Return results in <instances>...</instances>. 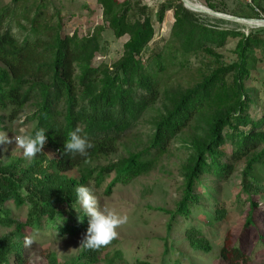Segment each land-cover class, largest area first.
<instances>
[{"label":"trees","instance_id":"1","mask_svg":"<svg viewBox=\"0 0 264 264\" xmlns=\"http://www.w3.org/2000/svg\"><path fill=\"white\" fill-rule=\"evenodd\" d=\"M23 1L27 0H13L12 7L0 9V133L28 111L26 122L32 124L29 134L44 130L43 147L53 156L30 163L20 158L0 161V224L10 228L0 235V264H22L28 249L23 238L43 229L61 237L85 232L88 217L77 221L75 210L83 213L76 203L75 188L84 185L93 191L113 172L115 176L104 192L109 194L115 184H126L148 173L173 138L193 123L205 136L192 144L194 157L185 168L183 196L170 212L167 231L182 218L186 226L182 241L195 250L210 251L206 232L195 221L193 224L191 217L206 211L202 202L207 201L212 221L218 225L228 209L207 191L209 187L204 186L207 198L196 187L202 184L201 176L222 181L243 164L240 192L246 196L241 204L248 205L245 225L254 228L262 241L264 233L255 220L264 202V115L252 117L253 98L247 93L250 86H246L254 80L252 70L259 68L262 57L258 52L264 55V37L252 30L246 33L239 23L225 19L213 17L210 24L181 0L162 2L155 16V9L143 0H95L115 36H126L128 41L116 62L93 65L95 41L90 35L63 34L60 11L57 21L49 12L51 0L22 5ZM261 1L253 0L256 8ZM167 11H172L173 23L168 41L160 45L155 40L154 17L161 23ZM259 15L250 8V13L241 17ZM224 23L235 26L218 25ZM12 24L26 33L20 38ZM232 40L236 42L233 62L218 66L189 88L161 91L168 73L167 54H210ZM162 98L165 111L153 123L147 148L108 165H96L100 158L117 151L119 141ZM76 127L92 144L84 157L63 153V143ZM242 128L248 131H240ZM224 146L229 147L228 153L219 151ZM11 206L26 209L24 221L13 214ZM115 242L113 239L98 249L82 245L76 257L62 262L50 257L49 264H96L101 252ZM165 245L164 258L170 252L167 242ZM219 253L228 264H248L251 258L244 249L231 245L227 236ZM182 254L165 259L166 264H184ZM121 255L113 250L106 262L117 264ZM133 264L150 263L137 260Z\"/></svg>","mask_w":264,"mask_h":264},{"label":"rangeland","instance_id":"2","mask_svg":"<svg viewBox=\"0 0 264 264\" xmlns=\"http://www.w3.org/2000/svg\"><path fill=\"white\" fill-rule=\"evenodd\" d=\"M32 1H23L22 5L31 4ZM164 1L166 0H143L155 9L154 16L158 6ZM189 1L194 5L200 6L201 4L208 8H210L208 4H211L223 10V12H218L239 17L242 14H249L250 8H253L246 0ZM12 5L13 0H0V9L1 7H12ZM48 9L51 16L54 15V19L52 18L54 21L58 20L57 11H60L63 34L76 33L78 37L90 35L94 39L95 48L91 57L93 65L102 62L111 64L123 55L128 38L115 36L101 16V8L95 0H51ZM257 10L260 13L258 19L263 20L255 22L257 25L259 24L258 26L237 23L240 24V29L246 33L252 30L264 37V0L261 1L260 5H257ZM195 12L201 19L210 24L213 23V16L203 12ZM16 16L20 17V14H16ZM21 21L24 23L23 20ZM172 23V11H167L164 14L161 23H158L154 17L155 40L160 45H165L168 41ZM218 25L230 28L235 26L228 23ZM13 27H15L14 33L20 38L26 33V30H22L21 27L16 25ZM235 44L236 42L232 40L223 48L214 49L210 54L205 52L186 56L173 52L167 54L165 64L168 73L164 74L166 82L161 87V91L168 90L170 93H174L180 89L189 88L201 81L218 66L233 62L236 59ZM258 56L262 57L259 61V68L252 70L254 80L246 86H250L247 93H250L253 98L250 113L254 118H260L264 115V55L258 52ZM165 107L164 98L151 105L142 115L137 126L119 141L117 151L107 157L100 158L96 165H108L127 157L129 153L141 152L147 148L153 123L164 113ZM27 113L28 111H25L20 114V119L8 123L7 129L0 133V135H6L9 140H12L11 143L0 144V161L20 158L30 163L33 159H49L53 156L49 150L43 147L40 153L29 159L24 157L23 150L15 145L13 138L18 135L29 134L32 128V124L26 122ZM241 130L245 132L248 131V128ZM204 136V130L193 123L173 138L167 146L166 152L158 158L155 167L148 173L136 177L129 183L115 184L109 194L104 192L115 176L113 172L101 187H93V194L96 195L102 207L127 216V222L116 228L118 235L115 238V244L101 252L96 264H108L106 262L108 253H112L113 250H118L122 254L121 258L117 260V264H133L137 260H146L150 264H166L167 258H175L179 256L178 253H183L184 264H228L219 256V250L223 246L226 236L229 237L231 245L239 246L249 254L251 258L248 264H264V238L260 241L254 228L245 225L248 205L241 204L246 196L240 192V167L243 164L238 166L236 172L222 181L216 180L212 176H201L202 184H198L196 187L197 192L205 193L203 195L205 198H207V193L204 186L209 187L207 191L213 193L219 202L225 203L228 209L227 217L218 225L212 221V209L210 205H207V201L202 202L206 205V211L195 212L191 217L193 224H198L202 231L206 232L211 243L210 251L195 250L188 243L182 241L183 230L186 227L182 218L178 217L177 223L173 225L171 231H167L166 225L171 217L170 212L175 210L177 202L183 196L185 168L190 166V161L194 157L192 144L203 141ZM219 151L228 153L229 147H221ZM238 197L240 200L236 203ZM11 207L13 214L24 221L26 209ZM257 215L255 221L258 228L264 233V202L260 203ZM9 230L10 228L0 224V235ZM83 235L84 232H80L61 237L50 229H43L40 233L29 236L32 243L28 246L30 249L26 250L25 260L22 264H49L50 257L61 262L74 258L82 248ZM166 242L170 247L168 252H172L171 254L169 252L164 258Z\"/></svg>","mask_w":264,"mask_h":264},{"label":"clouds","instance_id":"3","mask_svg":"<svg viewBox=\"0 0 264 264\" xmlns=\"http://www.w3.org/2000/svg\"><path fill=\"white\" fill-rule=\"evenodd\" d=\"M15 145L23 150L26 158H32L40 153L46 143L45 131L42 129L35 130L31 134H22L13 138ZM12 140L6 135H0V144L11 143ZM92 147L87 136L82 134L79 127L74 128L67 135L63 143V153L68 155H87L88 149ZM76 203L83 215L77 210V221L82 222L85 216L88 217L87 228L84 232L81 244L86 248L98 249L108 245L118 235L116 228L127 222V216L117 214L113 210L105 209L100 205L93 191L84 185L75 188ZM25 247L31 245L30 237L23 238Z\"/></svg>","mask_w":264,"mask_h":264},{"label":"water","instance_id":"4","mask_svg":"<svg viewBox=\"0 0 264 264\" xmlns=\"http://www.w3.org/2000/svg\"><path fill=\"white\" fill-rule=\"evenodd\" d=\"M181 1L183 2V5L190 10L207 13L213 17L220 18V19L230 20V21H234V22H240V23H244V24L247 23L248 25H252V26L257 25L255 22L263 21L262 19H258V18H244V17H239V16L228 15V14H225L222 12L214 11V10H212V9H210L204 5H201V4H200V6L194 5L189 0H181Z\"/></svg>","mask_w":264,"mask_h":264},{"label":"built area","instance_id":"5","mask_svg":"<svg viewBox=\"0 0 264 264\" xmlns=\"http://www.w3.org/2000/svg\"><path fill=\"white\" fill-rule=\"evenodd\" d=\"M246 1H247V3L250 4V5H251L256 11H258L257 8H256V6L254 5L253 0H246Z\"/></svg>","mask_w":264,"mask_h":264},{"label":"bare ground","instance_id":"6","mask_svg":"<svg viewBox=\"0 0 264 264\" xmlns=\"http://www.w3.org/2000/svg\"><path fill=\"white\" fill-rule=\"evenodd\" d=\"M198 6V5H197Z\"/></svg>","mask_w":264,"mask_h":264}]
</instances>
